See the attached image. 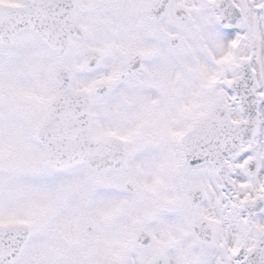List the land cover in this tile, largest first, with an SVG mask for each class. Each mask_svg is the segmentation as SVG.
I'll return each instance as SVG.
<instances>
[{"label":"snow or ice","instance_id":"1","mask_svg":"<svg viewBox=\"0 0 264 264\" xmlns=\"http://www.w3.org/2000/svg\"><path fill=\"white\" fill-rule=\"evenodd\" d=\"M0 264H264V0H0Z\"/></svg>","mask_w":264,"mask_h":264}]
</instances>
